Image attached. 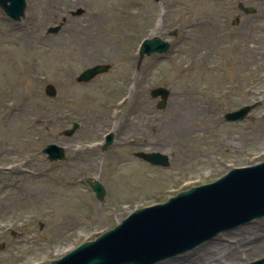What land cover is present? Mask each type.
Returning a JSON list of instances; mask_svg holds the SVG:
<instances>
[{
    "label": "rangeland",
    "instance_id": "rangeland-1",
    "mask_svg": "<svg viewBox=\"0 0 264 264\" xmlns=\"http://www.w3.org/2000/svg\"><path fill=\"white\" fill-rule=\"evenodd\" d=\"M234 1L26 0L20 21L0 7V197L9 207L0 214V264H48L135 209L264 161V22L258 38L242 36ZM76 7L85 11L71 15ZM152 36L170 49L138 68L139 44ZM99 63L112 66L76 81ZM157 86L170 91L161 109L150 95ZM16 88L20 111L4 122L1 102ZM254 100L244 119H225ZM108 132L113 142L102 150ZM52 142L65 160L46 158ZM137 151L166 154L169 164ZM88 177L104 186L101 201ZM206 249L223 264H255L264 258V216L154 264H200Z\"/></svg>",
    "mask_w": 264,
    "mask_h": 264
},
{
    "label": "water",
    "instance_id": "water-1",
    "mask_svg": "<svg viewBox=\"0 0 264 264\" xmlns=\"http://www.w3.org/2000/svg\"><path fill=\"white\" fill-rule=\"evenodd\" d=\"M0 7L13 20L25 16V0H0ZM84 12L81 7L70 11L71 15ZM65 21V19H63ZM50 26L48 33H56L63 24ZM169 49V42L158 36L146 38L139 47L138 64L145 55L163 53ZM110 64L100 63L85 68L76 78L88 82L96 75L106 72ZM45 93L56 96L52 83L45 86ZM153 97H160L158 108L166 105L169 90L155 87ZM257 103L247 104L227 112V120H241ZM79 127L73 122L63 131L71 135ZM113 132L105 135L102 150L113 141ZM42 151L50 161L64 160L65 149L56 143H48ZM137 156L152 164L167 166L168 156L157 151L137 152ZM87 183L102 200L103 185L92 177ZM264 216V161L247 167H236L214 182L191 187L179 192L164 203L134 210L114 228L103 232L95 240L86 241L74 250L48 264H154L155 262L185 252L220 232L236 228L254 218ZM3 245H0V248ZM264 258L255 264L263 263Z\"/></svg>",
    "mask_w": 264,
    "mask_h": 264
},
{
    "label": "flooded vegetation",
    "instance_id": "flooded-vegetation-1",
    "mask_svg": "<svg viewBox=\"0 0 264 264\" xmlns=\"http://www.w3.org/2000/svg\"><path fill=\"white\" fill-rule=\"evenodd\" d=\"M234 4L233 10L237 11V17L233 18L232 23L239 24L242 36L254 40L263 34L261 23L264 22V0H236Z\"/></svg>",
    "mask_w": 264,
    "mask_h": 264
},
{
    "label": "bare ground",
    "instance_id": "bare-ground-1",
    "mask_svg": "<svg viewBox=\"0 0 264 264\" xmlns=\"http://www.w3.org/2000/svg\"><path fill=\"white\" fill-rule=\"evenodd\" d=\"M8 84L10 87H12L14 85L13 80H9ZM17 89L18 88H16L15 90L13 89V93H12L11 97H8L1 102L3 115L6 116V119L4 120V122H7V120L11 116L17 115L20 111V104L17 101V99L15 98L16 94L18 92ZM158 134H161V132H159ZM8 208L9 207L5 201V197L4 196L0 197V214L3 213L4 211L8 210ZM206 253H207V255H206L207 258L203 259L201 262L207 261L208 264H223L222 260H220V258L218 256H216L213 251L206 249ZM197 260H199V257L197 258ZM201 262H200V264H205V263H201Z\"/></svg>",
    "mask_w": 264,
    "mask_h": 264
}]
</instances>
